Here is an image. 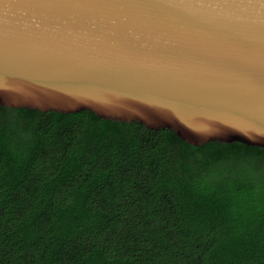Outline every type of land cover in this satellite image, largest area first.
I'll return each instance as SVG.
<instances>
[{
	"label": "trees",
	"instance_id": "1",
	"mask_svg": "<svg viewBox=\"0 0 264 264\" xmlns=\"http://www.w3.org/2000/svg\"><path fill=\"white\" fill-rule=\"evenodd\" d=\"M0 264H264V147L0 105Z\"/></svg>",
	"mask_w": 264,
	"mask_h": 264
},
{
	"label": "water",
	"instance_id": "2",
	"mask_svg": "<svg viewBox=\"0 0 264 264\" xmlns=\"http://www.w3.org/2000/svg\"><path fill=\"white\" fill-rule=\"evenodd\" d=\"M0 105L264 147V0H0Z\"/></svg>",
	"mask_w": 264,
	"mask_h": 264
}]
</instances>
